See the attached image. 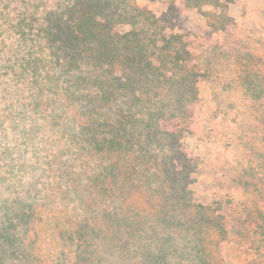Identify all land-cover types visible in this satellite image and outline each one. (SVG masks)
I'll return each mask as SVG.
<instances>
[{
	"label": "trees",
	"instance_id": "obj_1",
	"mask_svg": "<svg viewBox=\"0 0 264 264\" xmlns=\"http://www.w3.org/2000/svg\"><path fill=\"white\" fill-rule=\"evenodd\" d=\"M167 2L160 17L145 0L40 2L50 9L36 31L45 54L24 59L22 77L37 87L36 111L59 112L52 158L35 147L33 183L45 184L46 205L79 204L65 223L50 221L48 264H59L68 237L69 264H106V243L121 264H225L234 218L239 242L264 257V0H185L220 35L207 59L175 29L178 0ZM120 24L132 30L116 32ZM226 109L237 119L222 125ZM202 172L215 185L205 196L195 191ZM84 200L108 215H90Z\"/></svg>",
	"mask_w": 264,
	"mask_h": 264
},
{
	"label": "rangeland",
	"instance_id": "obj_2",
	"mask_svg": "<svg viewBox=\"0 0 264 264\" xmlns=\"http://www.w3.org/2000/svg\"><path fill=\"white\" fill-rule=\"evenodd\" d=\"M145 1H150L155 5V11L159 17L167 11L169 6L167 0ZM40 2L41 0H0V264H48L52 262L57 243L52 236L53 230L49 227V223L56 219L65 223L70 218L72 209L79 206L75 202L46 205L42 202L43 195L40 193L45 190V184L41 182L42 180L39 183H33L35 173H32V166L35 164L33 155L35 147L40 156L52 158L55 152L53 139H56V134L53 130L55 127L51 126V116L52 113L59 112V110L54 111L51 105L47 107L44 114L36 111L37 87L30 79L22 77L24 59L42 58L45 54L41 51L44 46L37 37L36 31L44 12L50 9L41 6ZM63 2L53 5L51 1L50 7L57 8L65 5ZM184 2L185 0H178L180 17L175 29L181 31L188 48L195 55H202L203 59H207L208 52L211 51V47L220 35H212L211 29L205 22V17L197 10L191 11L186 8ZM151 8L154 9V6ZM233 12L235 18L241 23L243 21L241 11L234 10ZM33 18L36 29L30 32ZM131 30L130 24H120L116 27V32L121 34ZM118 74L121 75V73ZM65 84L70 86L68 82ZM226 110L228 115L218 120L222 125L237 119L235 112L231 109ZM192 112L197 121H203L204 113L199 108L193 107ZM44 115L48 117L46 121L43 118ZM64 123L68 124L69 121L64 119ZM176 124L175 121H171L164 122L162 125L166 130H174ZM61 127L56 128L61 130ZM216 129L221 130L220 127ZM208 130L212 132L211 129ZM48 147L50 149L46 152L45 148ZM60 149L64 148L60 147L57 150ZM215 151L212 145L206 152L208 162L214 161ZM42 166L46 168V165ZM38 175L42 177L40 172ZM207 180L208 175L202 172L201 176L199 175L200 182L195 187L197 194L199 192L200 195L205 196L208 189L215 187ZM40 205H43L46 211L44 216L35 214L36 207ZM82 205L92 216L108 215L107 209L95 208L88 200H84ZM32 215L35 217L31 218ZM233 220L230 224L233 230L231 241L223 248L225 264H264V257L259 258L261 254H257L256 249L249 248L250 244L244 243L246 239L239 242L240 239L237 236L242 231L239 223ZM62 240L64 249L58 257V262L69 264L70 251L75 247L76 241L69 237ZM102 248L106 256V264L122 263L118 253L114 254L115 249L109 247L107 243ZM186 251L192 252L190 249ZM176 252L178 254L179 251ZM176 257L175 260L180 259L179 256ZM184 261L189 262L187 259Z\"/></svg>",
	"mask_w": 264,
	"mask_h": 264
}]
</instances>
